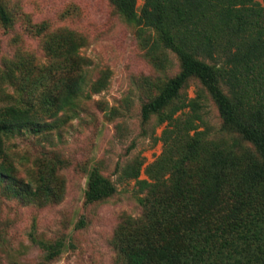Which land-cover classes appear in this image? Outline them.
<instances>
[{
  "label": "trees",
  "instance_id": "trees-1",
  "mask_svg": "<svg viewBox=\"0 0 264 264\" xmlns=\"http://www.w3.org/2000/svg\"><path fill=\"white\" fill-rule=\"evenodd\" d=\"M108 1L127 22L154 29L159 43L180 64L179 73L141 107L143 121L158 115L160 123L167 122L164 135L175 136V155L147 167L146 174L155 183L138 180L142 162L126 170L140 190L147 189L148 198L145 222L132 228L126 225L117 234L123 260L126 264H264V6L257 0H144L137 12L136 0ZM0 22L11 23L1 3ZM80 45L76 36L68 34L61 47L48 48L47 54L59 59L38 71L42 75L29 86L26 79L32 71L27 57L14 65L20 68L18 87L24 95L19 103L0 107V177L14 198L55 196L45 183L32 190L15 178L3 133L45 129L47 123L38 117L37 107L52 117L74 105L81 67L88 64L78 54ZM14 67H6L3 75L13 78ZM190 78L197 79L211 97L223 130L236 133L254 151L236 140H210L197 131L199 104L190 100L175 105ZM37 86L44 87L43 92L28 95L26 90ZM103 87L98 83L92 92ZM186 108L192 113L177 116ZM166 175L168 184L159 188ZM114 193V185L96 168L89 173L86 204ZM40 246L45 259L51 260L63 244Z\"/></svg>",
  "mask_w": 264,
  "mask_h": 264
},
{
  "label": "rangeland",
  "instance_id": "rangeland-1",
  "mask_svg": "<svg viewBox=\"0 0 264 264\" xmlns=\"http://www.w3.org/2000/svg\"><path fill=\"white\" fill-rule=\"evenodd\" d=\"M143 2L136 0L137 12ZM0 3L11 19L7 26L0 22V107L19 103L24 95L18 87L20 68L14 65L27 57L32 71L26 79L29 86L42 75L38 71L59 59L47 50L61 47L68 34L81 43L78 54L88 62L81 67L80 90L72 107L52 117L37 107L38 117L47 123L45 129L3 133L15 178L32 190L45 183L55 196L14 198L0 177V264H126L116 245L117 234L126 225L132 228L145 222L148 198L147 189L140 190L126 170L142 162L138 180L155 183L146 174L147 167L175 155V136L164 135L167 122L160 123L158 115L143 121L141 107L179 73V60L162 47L154 29L127 22L108 0ZM6 65L14 67L13 78L3 75ZM98 83L104 87L93 93ZM43 90L37 86L26 91L37 96ZM190 100L199 104L200 119L195 124L207 139L236 140L254 151L236 133L223 130L214 102L195 78L187 81L175 105ZM191 113L186 108L177 116ZM95 168L114 185L115 193L86 204L88 176ZM168 177L160 178L159 188L168 184ZM57 241L63 244L60 254L46 260L40 244Z\"/></svg>",
  "mask_w": 264,
  "mask_h": 264
}]
</instances>
